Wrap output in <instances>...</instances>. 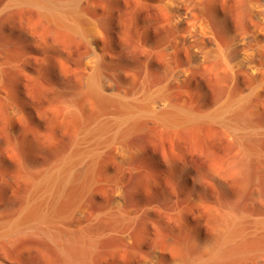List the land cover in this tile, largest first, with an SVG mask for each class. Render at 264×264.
I'll return each instance as SVG.
<instances>
[{
    "label": "rangeland",
    "instance_id": "1",
    "mask_svg": "<svg viewBox=\"0 0 264 264\" xmlns=\"http://www.w3.org/2000/svg\"><path fill=\"white\" fill-rule=\"evenodd\" d=\"M83 6L90 17L91 0ZM94 9L102 12L99 0ZM84 52L33 0H0V179L14 175L20 191L37 169L49 171L69 155L95 116ZM120 61L124 78L140 77L138 49L128 44ZM182 88L199 109L224 92L209 79ZM244 112L260 129L246 138L217 126L195 135L146 129L129 137L124 157L102 150L74 191L78 214L96 235L95 264H191L218 247L233 222L251 243H264V96H252ZM228 264H264V254Z\"/></svg>",
    "mask_w": 264,
    "mask_h": 264
},
{
    "label": "bare ground",
    "instance_id": "2",
    "mask_svg": "<svg viewBox=\"0 0 264 264\" xmlns=\"http://www.w3.org/2000/svg\"><path fill=\"white\" fill-rule=\"evenodd\" d=\"M83 1L33 0L47 20L84 45L86 92L96 112L69 155L49 171L29 175L25 189L16 187L14 175L0 179V264H95L96 235L78 214L75 189L103 149L114 147L124 157L133 133L195 135L217 126L246 138L260 131L244 108L252 96H264V0H99L102 12L91 0L90 17ZM128 44L142 57L139 78L123 77L120 58ZM207 79L224 92L199 109L182 87ZM235 227L233 222L220 245L191 264L236 263L264 254V243H251L246 230Z\"/></svg>",
    "mask_w": 264,
    "mask_h": 264
}]
</instances>
